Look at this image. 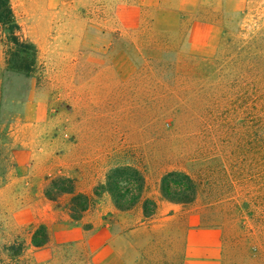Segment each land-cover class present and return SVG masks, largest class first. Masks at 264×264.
Listing matches in <instances>:
<instances>
[{
  "label": "rangeland",
  "instance_id": "rangeland-1",
  "mask_svg": "<svg viewBox=\"0 0 264 264\" xmlns=\"http://www.w3.org/2000/svg\"><path fill=\"white\" fill-rule=\"evenodd\" d=\"M12 5L39 49L41 72L28 102L15 106L22 116L8 149H0L1 159L13 154L0 179V264H264V0ZM178 52L218 59L226 81L234 69L255 70L252 81L241 80L237 111L227 87L220 129L212 118L204 129L191 123L195 100L171 70L157 69ZM0 53L1 84V45ZM175 110L182 120L169 124L164 118ZM116 154L147 170L145 196L159 202L154 218L145 220L141 205L121 212L104 195L75 222L67 213L71 195L45 196L58 177L92 194ZM176 168L199 174L202 192L192 204L160 193L162 175ZM41 224L50 241L37 248L31 238ZM21 240L23 258H12L5 246Z\"/></svg>",
  "mask_w": 264,
  "mask_h": 264
},
{
  "label": "trees",
  "instance_id": "trees-1",
  "mask_svg": "<svg viewBox=\"0 0 264 264\" xmlns=\"http://www.w3.org/2000/svg\"><path fill=\"white\" fill-rule=\"evenodd\" d=\"M0 45L5 56V66L1 71L0 84V149L3 150V154L4 149H8V145L11 143L9 130L17 121L16 119L22 116L20 108L16 110L15 106L17 104L22 106L28 102L32 81L38 80L41 72L39 49L23 32L22 26L17 20L12 0H0ZM177 57L178 59L170 66H166L163 62L157 63V69L163 73L166 72L165 69L171 70L173 72L171 77L174 78L176 84L183 85V91L190 94L195 100L197 113L191 118V123H194L199 129H204L212 118L213 124H216L215 127L220 129V124L224 122L222 109L223 101L228 94L227 87L233 89L230 99L237 111L238 108H241L239 106L242 99V91L239 90L241 80L252 81L255 70L252 67H246L245 70L242 69V72L238 73L234 69L228 74L230 77L226 81L225 69H222V72L219 71L220 63L216 58L195 57L194 60L190 58L186 60L179 52ZM186 61H190V64L185 65ZM144 68L142 66L140 70L143 71ZM15 79L21 82L19 87H15L13 83ZM254 86L253 82L249 84L246 92L248 95L249 92L254 91ZM243 96L248 99L245 94ZM7 99L11 100L9 106L6 103ZM179 113L181 114V111L175 110L164 119H168L169 124L175 123L179 119L182 120ZM260 151L264 156L263 145ZM6 155L11 161L13 154ZM7 156L1 159L0 155V179L3 181L10 166V163H6ZM123 158L120 154H116L114 158L116 162L108 170L105 180L93 188L92 194L78 192L73 178L58 177L46 189L45 196L51 201H57L62 195H71L67 213L70 219L75 222H80L83 219L94 198L99 199L104 195L110 196L117 210L128 212L141 205L144 218L152 219L158 212L159 204L154 197L145 196L147 170L144 166L141 167L136 162L128 163ZM1 161H5V164ZM197 175L199 174L190 173L181 168L165 172L160 181L162 197L177 204L194 203L202 192L201 182ZM34 227L37 229L32 235L31 244L37 248L44 247L50 241L49 231L43 224ZM26 244L21 240L5 247L12 258H23Z\"/></svg>",
  "mask_w": 264,
  "mask_h": 264
},
{
  "label": "crops",
  "instance_id": "crops-1",
  "mask_svg": "<svg viewBox=\"0 0 264 264\" xmlns=\"http://www.w3.org/2000/svg\"><path fill=\"white\" fill-rule=\"evenodd\" d=\"M3 66V59H2V56H1V53H0V69L2 68ZM90 194V193H89ZM159 204V202H158ZM142 208V207H141ZM159 210V209H158ZM130 212V211H128ZM124 213H127V212H124ZM158 213V212H157ZM157 215V214H156ZM145 220H150V219H145ZM125 264H129L128 260L125 261Z\"/></svg>",
  "mask_w": 264,
  "mask_h": 264
}]
</instances>
